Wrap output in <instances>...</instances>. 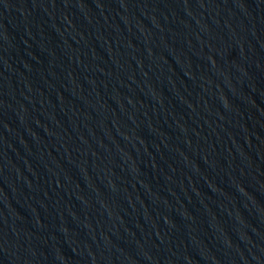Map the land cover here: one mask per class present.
<instances>
[{
  "label": "water",
  "instance_id": "water-1",
  "mask_svg": "<svg viewBox=\"0 0 264 264\" xmlns=\"http://www.w3.org/2000/svg\"><path fill=\"white\" fill-rule=\"evenodd\" d=\"M0 264H264V0H0Z\"/></svg>",
  "mask_w": 264,
  "mask_h": 264
}]
</instances>
